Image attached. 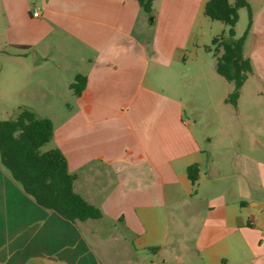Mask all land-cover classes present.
Returning <instances> with one entry per match:
<instances>
[{
    "label": "crops",
    "instance_id": "crops-1",
    "mask_svg": "<svg viewBox=\"0 0 264 264\" xmlns=\"http://www.w3.org/2000/svg\"><path fill=\"white\" fill-rule=\"evenodd\" d=\"M207 1L155 0L154 22L139 0H39L21 9L7 2L17 37L5 46L21 71L43 70L46 96L71 99L47 107V150L63 151L76 192L103 215L71 220L41 205L0 154V264H264V139L254 143L258 155H233V142L207 153L186 120L199 110L186 103L183 82L202 81L210 108L225 114L239 110L248 80L264 85V0H248L244 54L253 70L236 105L227 101L232 81L216 102L212 85L225 79L217 59H189ZM77 74L88 77L83 96L70 86Z\"/></svg>",
    "mask_w": 264,
    "mask_h": 264
},
{
    "label": "trees",
    "instance_id": "trees-1",
    "mask_svg": "<svg viewBox=\"0 0 264 264\" xmlns=\"http://www.w3.org/2000/svg\"><path fill=\"white\" fill-rule=\"evenodd\" d=\"M155 0H139L150 15L154 14ZM240 7H247L252 24V10L248 0H208L204 14L229 26L228 35H217L212 40L217 54V71L235 84L227 101L237 104L241 87L253 70L252 61L244 54L248 30L235 38ZM250 27V26H249ZM211 46V47H212ZM77 96H83L88 77L77 74L70 84ZM54 136L50 117H38L29 109H22L15 118L0 120V154L3 166L24 190L41 205L58 211L71 220L101 218L100 208L87 201L75 190L77 175L69 171L68 160L60 148L42 150ZM189 179L199 178V165L188 167Z\"/></svg>",
    "mask_w": 264,
    "mask_h": 264
},
{
    "label": "rangeland",
    "instance_id": "rangeland-1",
    "mask_svg": "<svg viewBox=\"0 0 264 264\" xmlns=\"http://www.w3.org/2000/svg\"><path fill=\"white\" fill-rule=\"evenodd\" d=\"M231 1L235 2L236 0ZM7 2H11L16 9H21L26 2L33 6L38 5L39 0H0V118H15L22 109H28L24 107L25 105L35 106L39 113L46 114L45 116L37 115L38 117H49L47 114L50 111L47 107L51 105L50 103L53 106H61V104L66 105L71 99H50L46 96L44 84L40 82L41 79L44 80L43 70L40 69L35 73H23L21 71L20 60L12 56L15 51L5 46L10 44L11 39L17 37L16 22L13 21L12 17L5 16L6 7L9 6ZM156 6L159 10V3ZM253 6L256 9V6ZM238 13L236 39L247 30L249 32V26H251L248 8L240 7ZM151 16H149V21ZM198 29L204 34L193 37V43L196 42L199 46L194 49L197 51L194 54L195 51L192 50L194 45L190 43L189 49L192 50V55L189 59L202 63L206 61L205 59L208 62H213L217 59V54L215 46H212V39L217 35L224 34L227 36L229 26L222 21L213 20L203 15L198 23L197 31ZM206 44L212 46L211 52L206 50ZM4 51H9L10 55ZM254 81L250 79L245 84V96L240 102L239 110L229 104L230 107H233L232 112L225 114L222 109L210 108L209 89L202 81L198 82V78L195 79L194 76L188 75L183 79L186 90L185 96L189 95L186 103L189 104L188 100L194 101L199 110L198 115H192L189 117L190 119L186 116V120L193 126L195 134L202 140L207 153H210V150L219 151V146L222 143L233 142V155H236L237 150H242L251 155L260 154L261 150L255 147L254 143L260 138L264 139V85ZM227 83L231 82L220 77L219 82L212 85L213 91L216 92V102L224 95ZM58 87L61 91L65 88L62 84ZM196 120L197 123L195 124ZM206 137L211 138L213 145L206 141ZM49 146V144L44 145L42 150L46 151ZM213 165L215 164L213 163Z\"/></svg>",
    "mask_w": 264,
    "mask_h": 264
},
{
    "label": "built area",
    "instance_id": "built-area-1",
    "mask_svg": "<svg viewBox=\"0 0 264 264\" xmlns=\"http://www.w3.org/2000/svg\"><path fill=\"white\" fill-rule=\"evenodd\" d=\"M34 15L39 16V15H41V12L39 10H36V11H34Z\"/></svg>",
    "mask_w": 264,
    "mask_h": 264
},
{
    "label": "water",
    "instance_id": "water-1",
    "mask_svg": "<svg viewBox=\"0 0 264 264\" xmlns=\"http://www.w3.org/2000/svg\"><path fill=\"white\" fill-rule=\"evenodd\" d=\"M154 20H155V15L153 14V15L151 16V18H150V21H151V22H154ZM212 167H213V165H212Z\"/></svg>",
    "mask_w": 264,
    "mask_h": 264
}]
</instances>
